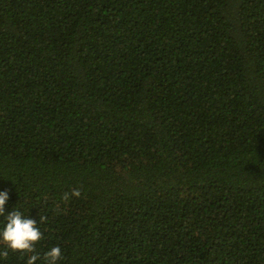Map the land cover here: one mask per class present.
Returning <instances> with one entry per match:
<instances>
[{
	"label": "trees",
	"instance_id": "trees-1",
	"mask_svg": "<svg viewBox=\"0 0 264 264\" xmlns=\"http://www.w3.org/2000/svg\"><path fill=\"white\" fill-rule=\"evenodd\" d=\"M5 190L0 264H264V0H0Z\"/></svg>",
	"mask_w": 264,
	"mask_h": 264
},
{
	"label": "clouds",
	"instance_id": "clouds-1",
	"mask_svg": "<svg viewBox=\"0 0 264 264\" xmlns=\"http://www.w3.org/2000/svg\"><path fill=\"white\" fill-rule=\"evenodd\" d=\"M10 195L8 191H0V215L4 216V223L0 226V243L7 245L11 250L33 252L36 242L42 238V233L35 219L25 217L20 211L6 210ZM62 252L60 247L51 248L45 256V264H58ZM39 259L32 255L29 264H36Z\"/></svg>",
	"mask_w": 264,
	"mask_h": 264
}]
</instances>
